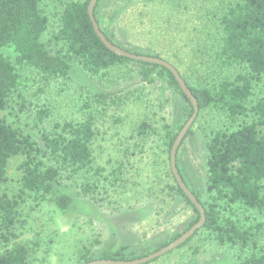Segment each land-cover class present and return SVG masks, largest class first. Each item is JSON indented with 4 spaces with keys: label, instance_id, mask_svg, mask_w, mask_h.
Returning <instances> with one entry per match:
<instances>
[{
    "label": "trees",
    "instance_id": "16d2710c",
    "mask_svg": "<svg viewBox=\"0 0 264 264\" xmlns=\"http://www.w3.org/2000/svg\"><path fill=\"white\" fill-rule=\"evenodd\" d=\"M90 1L0 0V186L8 180L11 159L17 156L24 158L19 167L20 194L14 197L0 194V245L6 247L5 251H0V264H30V248L21 242L13 243L19 237L17 223L26 196H32L38 202L49 200L67 212L75 204V198L63 191L65 174L67 179L85 172L97 177L99 183L97 180L85 182L81 194L101 189L109 193V185L100 184L101 179L117 188L122 186L117 183L124 181L118 169L103 175L106 168L98 161L95 144L101 115L112 106L123 105L127 95L120 96L110 90L95 91L81 106L82 118L59 120L49 130L43 125L51 109L43 104L35 114V126L41 132L42 146L32 135L8 124L1 116L10 97L24 87L26 70H34L44 80H68L74 67L78 66L94 78L113 81L109 79L113 69L126 63L137 64L136 72L142 82L150 84L159 78L165 79L187 101L190 115L193 113L190 99L171 70L121 56L102 42L90 18ZM102 1L98 0L94 13L102 31L112 42L137 54L168 60L179 70L197 98L200 106L197 117L208 111L224 117V122L211 128L206 137V200L202 201L192 190L206 209V223L183 245L198 236L203 241H215L227 248L237 258L238 264H264V98L255 99L256 87L264 85V0H216L220 3V10L213 15L207 14L206 19L200 16L203 28L197 32L208 34H202L201 38H204L196 50L213 56L214 66L220 75L218 79L205 75L206 72L185 73L181 70L183 57L180 48L172 51L166 50L163 44L154 45L152 41L137 45L116 39L101 25L99 7ZM157 1H170L171 5L179 2L183 7L185 4L183 0ZM185 10L177 13L170 10L171 15H159V23L155 24L165 31L169 23L170 29L188 27L179 24L183 18L179 14L194 16L193 9L186 6ZM182 38L170 34L169 45L179 44ZM7 46L14 47L15 59L3 52ZM236 67H239L237 73H228ZM161 117L163 144L167 152L165 164L173 182L168 183V189L174 195H181L196 214L188 223L187 231L199 220L200 212L171 170V149L178 132H174L166 114ZM154 125L150 119L142 121L137 136H153L157 133ZM164 170L163 167L162 172ZM158 171L154 168L153 173L158 176ZM168 243L170 241L163 245ZM136 257L122 251H106L100 256L119 260ZM80 259L82 264H86L95 259V253L85 248Z\"/></svg>",
    "mask_w": 264,
    "mask_h": 264
},
{
    "label": "rangeland",
    "instance_id": "374dc122",
    "mask_svg": "<svg viewBox=\"0 0 264 264\" xmlns=\"http://www.w3.org/2000/svg\"><path fill=\"white\" fill-rule=\"evenodd\" d=\"M169 2L103 0L99 18L105 30L121 42L146 45L152 41L154 45L163 44L166 50L180 48L183 57L181 70L185 73L206 72L205 75L218 79L220 75L214 66L213 56L196 48L204 38H201L202 34H208L197 32L203 28L202 20L207 14L213 15L220 10L219 1L183 0L184 7L179 2H172L173 5ZM186 6L193 9L194 16L179 14L183 17L179 24L188 27L170 29L169 22L173 21H168L165 31L155 24L159 23L157 16L171 15L170 10L172 13L184 11ZM170 34L178 38L183 35L184 39H180L179 44L169 45ZM3 52L12 59L16 57L13 46L4 47ZM138 68L133 63L116 67L109 74L113 81L94 78L78 66L74 67L68 80H44L29 69L24 73V87L10 97L7 107L1 112L8 124L29 133L43 146L41 132L35 126V114L43 104L51 109L43 125L49 130L59 120L82 118L81 106L95 91L110 90L120 96L127 95L123 105L112 106L101 115L95 144L98 161L106 168L103 175L118 169L124 181L117 184L122 186L117 188L101 179L100 184L109 185V193L101 189L81 194L83 184L97 180V177L85 172L67 179L65 174L63 191L75 198V204L67 212L49 200L38 202L32 196H26L17 223L19 237L13 243L21 242L30 248V264H82L80 255L85 248L93 250L95 259L106 251H122L140 258L175 240L173 237L184 233L188 223L196 217L184 198L168 189L173 182L167 174V152L161 131V116L166 114L174 132L179 134L192 115L190 107L165 79L159 78L150 84L142 82L136 72ZM238 70L239 67L232 68L228 73L235 74ZM260 98H264L263 84L255 91V99ZM146 119L155 122L157 133L148 138L137 136L139 124ZM223 122L222 115L203 112L178 149L179 172L202 201L207 197L206 137L211 128ZM23 161V156L11 159L8 180L0 186V194L10 197L20 194L19 167ZM163 167L165 170L162 172ZM154 168L159 170L158 176L153 173ZM5 248L0 245V251H5ZM238 263L227 248L196 236L188 244L146 264Z\"/></svg>",
    "mask_w": 264,
    "mask_h": 264
},
{
    "label": "water",
    "instance_id": "95a60500",
    "mask_svg": "<svg viewBox=\"0 0 264 264\" xmlns=\"http://www.w3.org/2000/svg\"><path fill=\"white\" fill-rule=\"evenodd\" d=\"M98 0H91L89 3V14L91 21L93 23L94 29L97 33V35L100 37L102 42L113 52L129 57L134 60H140L145 61L153 64H158L161 66L167 67L169 70L172 71V73L175 75L177 81L180 84L181 89L186 94V96L190 99L192 105H193V113L189 120L185 123L183 128L180 130L179 134L177 135L175 142L171 149V167L173 170V173L177 179V182L179 183L180 187L184 191V193L188 196V198L192 201V203L196 206V208L200 212V218L199 220L194 223L187 231H185L183 234H181L179 237H177L175 240L171 241L169 244L165 245L164 247L160 248L159 250H156L148 255H145L140 258H135L131 260H119V259H108V258H98L94 259L92 261H89L86 264H146L149 263L165 254H168L169 252L179 248L184 243H186L190 238H192L195 233L201 229L205 223H206V209L201 202V200L196 196V194L192 191V189L189 187V185L186 183L184 178L182 177L181 173L179 172L178 166H177V153L178 149L186 137L188 131L190 130L191 126L193 125L194 121L196 120L200 106L198 103L197 98L194 96L193 92L189 88L188 84L186 83L185 79L179 72V70L168 60L157 57V56H151L146 54H137L131 51H128L127 49H124L120 47L119 45L112 42L106 34L102 31L100 24L98 23L96 17H95V7Z\"/></svg>",
    "mask_w": 264,
    "mask_h": 264
}]
</instances>
